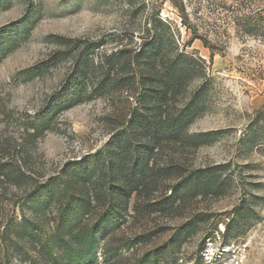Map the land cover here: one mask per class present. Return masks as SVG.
Listing matches in <instances>:
<instances>
[{"label":"rangeland","instance_id":"rangeland-1","mask_svg":"<svg viewBox=\"0 0 264 264\" xmlns=\"http://www.w3.org/2000/svg\"><path fill=\"white\" fill-rule=\"evenodd\" d=\"M121 6V0H0V160L20 171L18 186L0 181V264H30L46 238L56 240L67 199L54 179L70 161L100 152L127 112L128 101L119 96L51 110L70 84L76 53L124 29ZM160 15L179 26L170 3ZM228 23L216 24L226 27V46L212 59L199 41L187 49L206 60L212 77L206 110L188 134L215 133L189 162L225 167L226 188L218 198L186 203L173 217L129 218L99 243V264H133L150 253L165 264H264V116L255 117L264 112V49ZM123 45L131 47L128 40ZM116 47L99 45L90 54L97 60ZM252 134L256 147L246 142ZM38 187L44 191L29 196ZM192 217L194 227L182 230ZM29 224L35 229L28 235ZM110 252L115 255L103 257Z\"/></svg>","mask_w":264,"mask_h":264},{"label":"trees","instance_id":"trees-1","mask_svg":"<svg viewBox=\"0 0 264 264\" xmlns=\"http://www.w3.org/2000/svg\"><path fill=\"white\" fill-rule=\"evenodd\" d=\"M121 2L124 29L108 35L105 42L86 43L76 53L70 84L59 92L51 110L63 113L93 98L119 96L127 99V112L110 128L100 152L70 161L54 179L67 199L60 208L56 240L46 238L39 258L30 264H99V243L129 218L173 217L186 203L218 198L226 188L228 179L221 178L225 167H194L189 162L200 147L214 141L215 133L188 134L206 110L212 77L206 60L187 49L199 41L210 59L223 51L222 36L227 30L216 24L226 20L237 36L254 40L264 49V0ZM165 3L176 10L179 26L161 17ZM128 28L129 39H124ZM181 28L189 36L185 42ZM124 40L130 48L123 45ZM107 43L116 49L93 59L90 53ZM261 116L263 111L255 113L256 118ZM255 140L252 134L246 142L256 147ZM2 161L0 181L18 186L20 171L15 162ZM43 191L44 187L33 188L29 196ZM90 217L94 219L88 223ZM192 218L182 230L194 227L192 220L197 217ZM27 227L29 235L35 226ZM133 264L165 263L157 253H150Z\"/></svg>","mask_w":264,"mask_h":264}]
</instances>
